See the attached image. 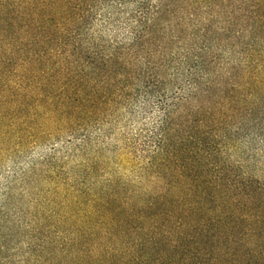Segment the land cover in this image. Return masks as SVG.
I'll return each instance as SVG.
<instances>
[{"label":"trees","instance_id":"16d2710c","mask_svg":"<svg viewBox=\"0 0 264 264\" xmlns=\"http://www.w3.org/2000/svg\"><path fill=\"white\" fill-rule=\"evenodd\" d=\"M263 86L264 0H0V264H264L250 178L229 179L222 256L210 217L228 191L212 109ZM135 119L132 157V135L109 140Z\"/></svg>","mask_w":264,"mask_h":264},{"label":"rangeland","instance_id":"374dc122","mask_svg":"<svg viewBox=\"0 0 264 264\" xmlns=\"http://www.w3.org/2000/svg\"><path fill=\"white\" fill-rule=\"evenodd\" d=\"M223 62L225 63V67L229 68V53H223L221 63ZM238 96L243 98L241 99L242 105L240 104L232 109L233 113L229 110V100H227L228 105L224 106V108L214 106L212 109V113L217 114L218 120L226 116V122L224 124H219L217 129L219 130L218 135L226 138L224 146L220 147V156L223 161L220 166L226 168L224 170L225 172L227 171L226 179L228 182L225 186L228 187V191L226 192V197L224 196V193H221L215 199L216 202L213 204L215 209L213 214H210V217L215 222L221 215H224L223 217L226 218L227 221L225 222L226 232L224 235V239H226L227 242L218 240L211 244L212 249L217 247L221 250L219 253L220 256L227 251L229 252V179L232 180L238 178V175L243 174L246 178H250L253 189L258 188L263 191L264 194V86L258 91H243L238 93ZM240 115L244 116V118L239 117ZM229 116H232L230 123ZM130 121L131 122H123L120 125L119 130L111 140H109V144L111 147L120 146L119 142L121 135H126L128 137L132 135L133 138L130 141L131 146H133L132 157H137L140 155V150L143 148L144 137H136V135L143 126L137 119ZM229 124L231 127L241 125L243 129V131L240 132V136L238 134L236 135L237 139L234 144L229 142V136L231 135ZM242 129H240V131ZM245 130H248L249 134L245 135ZM49 152L50 149L48 148L37 149L31 153L24 162H28L30 159H41L48 155ZM9 166L10 165L6 166V168ZM120 175L132 179L138 174H134L131 170L122 169ZM165 183L166 182L164 181H158L153 184H150L149 182L148 185L154 187L156 191H160ZM233 192L234 191H230V195H234ZM257 197L260 199V196L257 195ZM255 207V205H249V208L255 209ZM220 211L224 213H221ZM235 213L238 214V210L234 212V215Z\"/></svg>","mask_w":264,"mask_h":264}]
</instances>
